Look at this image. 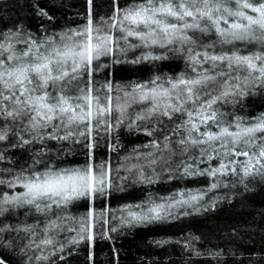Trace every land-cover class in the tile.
<instances>
[{"label":"snow or ice","instance_id":"6c2138e0","mask_svg":"<svg viewBox=\"0 0 264 264\" xmlns=\"http://www.w3.org/2000/svg\"><path fill=\"white\" fill-rule=\"evenodd\" d=\"M56 7L0 0V264H72L81 246L97 264L114 234L264 190V111L248 106L264 98V0H84L72 24ZM117 65L146 76L118 81ZM126 135L147 142L128 148ZM199 178L206 186L150 190ZM129 187L148 191L119 203ZM261 239L246 261L235 228L225 248L202 251L191 233L152 244L180 246L184 264H264Z\"/></svg>","mask_w":264,"mask_h":264},{"label":"trees","instance_id":"16d2710c","mask_svg":"<svg viewBox=\"0 0 264 264\" xmlns=\"http://www.w3.org/2000/svg\"><path fill=\"white\" fill-rule=\"evenodd\" d=\"M24 5L27 0H19ZM57 7L54 10L59 23L72 24L77 19V14L84 11V0H56ZM17 11L21 17H27L29 9L25 7L23 10L15 9L10 15L12 19H16ZM2 15V13H0ZM30 26H35V21H28ZM179 67H183L182 62H177ZM177 65L174 64L173 67ZM168 69L165 68V71ZM146 76V73L137 72L131 65L115 66V77L119 80L137 79ZM249 110L252 114L264 111V98L253 97L248 102ZM123 142L128 148L133 144L146 143L147 138L144 136H125L122 137ZM123 155V153H121ZM116 155L113 154V165L116 166ZM206 186L203 178H199L198 182L193 181H171L161 182L151 186L154 194L164 196L170 192H174L177 188H200ZM148 189L141 187H129L127 193L121 194L119 203L134 202L141 199L147 194ZM118 203L113 202L112 207H117ZM75 211V210H73ZM264 211V190L257 189L251 193L246 199H236L232 204L223 203L215 211L208 212L204 215L185 217L181 221L172 224H164L159 226H151L148 228H136L128 230L126 234H114V244L111 241L99 242L96 245L95 253L97 264H117V257L113 253V246L118 250L119 264H184L187 258L181 256V248L176 244L165 245L163 248L156 247L152 244L153 240L169 239L175 241L180 237H186L189 233L201 237L202 243L197 244L202 251L205 248H225L229 245V234L232 229H238L243 236V240L233 241L236 243L239 252L245 261L249 256L256 258L262 248V235L259 227H264V217L261 212ZM258 225L255 231H250L245 235V230L251 226ZM86 251L81 246L79 255L72 259V264H87L85 260ZM192 264V262H189ZM195 264H215L211 259L196 260ZM228 264H232L231 258Z\"/></svg>","mask_w":264,"mask_h":264}]
</instances>
